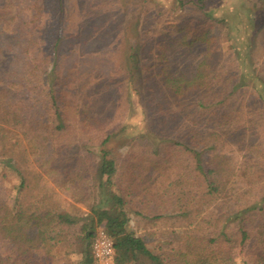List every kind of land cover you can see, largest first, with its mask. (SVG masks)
<instances>
[{"label":"trees","instance_id":"obj_1","mask_svg":"<svg viewBox=\"0 0 264 264\" xmlns=\"http://www.w3.org/2000/svg\"><path fill=\"white\" fill-rule=\"evenodd\" d=\"M205 17L150 58L155 30L138 32L119 65L124 26L107 43L113 25L75 27L66 0H0V264H97L99 228L111 264H264V23L258 44L224 52ZM113 91L143 117L119 157Z\"/></svg>","mask_w":264,"mask_h":264},{"label":"rangeland","instance_id":"obj_2","mask_svg":"<svg viewBox=\"0 0 264 264\" xmlns=\"http://www.w3.org/2000/svg\"><path fill=\"white\" fill-rule=\"evenodd\" d=\"M67 1V13L70 15L71 23L74 26L80 27L84 22L88 23V28L100 21L99 16L103 21L113 25L115 31L114 36L109 38L106 42H114L118 36L120 28L124 26L125 34L122 41V46L112 56L117 64L126 63V57L130 54V44L136 42V36L138 32L146 28H153L155 31L148 35L142 44H147L145 49V58H150L151 45L158 44L160 41L167 39V41H174L177 37V27H184L189 21L195 25H199L205 20V16L211 15L214 18L221 20L218 31L214 34H218L222 41L223 51L227 52L231 50L232 46L246 47L247 44H258L261 41L262 32H257L259 27H262L264 23V0H205V7H198L199 0H66ZM144 4H148L150 10L148 11V20L143 23L141 18L142 7ZM148 24V25H147ZM127 25V26H126ZM165 34V36H163ZM9 36L7 39H10ZM6 41V40H5ZM3 41L4 48L7 47ZM11 41V39L9 40ZM98 49V48H97ZM104 49L108 53L110 50L109 45L103 47L100 50L102 52L103 61L101 65L107 64V53L104 54ZM105 57H104V55ZM150 56V57H149ZM89 58V66L93 65V62L97 59ZM12 60V53L6 51L5 58L3 60V66L1 68L6 69ZM184 62H188L183 59ZM189 63V62H188ZM108 69L104 66V74L107 75ZM110 75V74H109ZM111 101V110H113L114 116H116L115 123L117 125H127L128 129L120 138L116 139L110 147L116 152L119 157L124 150V146L128 141V137L132 133H137L142 129L143 117L142 110L137 100L132 97L127 104L124 97L115 93L110 95L106 93ZM73 151L77 154L80 152V144L78 142L73 143ZM33 164H36V159L32 156ZM54 179L51 178L50 183L52 186ZM3 184L0 183V194L2 192ZM66 202H70L71 199L66 192L59 194ZM74 210L80 217L88 215L89 211L83 204H73ZM132 231L138 235L143 234V223L134 219L130 225ZM154 247L153 245L151 246ZM4 242L0 240V254H4ZM65 264V263H61Z\"/></svg>","mask_w":264,"mask_h":264},{"label":"built area","instance_id":"obj_3","mask_svg":"<svg viewBox=\"0 0 264 264\" xmlns=\"http://www.w3.org/2000/svg\"><path fill=\"white\" fill-rule=\"evenodd\" d=\"M92 251L97 264H111L114 257L113 243L103 228L97 230Z\"/></svg>","mask_w":264,"mask_h":264}]
</instances>
